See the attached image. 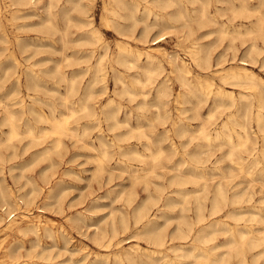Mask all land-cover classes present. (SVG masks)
Here are the masks:
<instances>
[{"label": "rangeland", "instance_id": "rangeland-1", "mask_svg": "<svg viewBox=\"0 0 264 264\" xmlns=\"http://www.w3.org/2000/svg\"><path fill=\"white\" fill-rule=\"evenodd\" d=\"M104 1L84 0L91 7L90 13L95 18L94 24L100 27L104 34V39L109 44L107 59L105 60L107 78L105 82L99 81L95 84L96 97L92 102L96 109L101 110L104 105L103 102H106L109 97L114 96L123 104V110H121L120 116L125 117L127 111L131 113L129 121L128 123L120 124L115 129H111L110 124H113V120L108 121L103 117L100 121H97L87 113H79L80 115L77 114L71 117L69 121L71 126L77 128L78 133L69 132L63 136V145L59 149H53L49 154H41L47 145H54L56 135L41 134L44 126L45 128L50 127L51 122L42 118L39 112L41 111L46 116L53 118L54 115H61L63 112L70 113L71 109L76 108L77 105V102H68L66 104L64 101V96L68 94V82L60 79L59 73L55 72V66L57 62L61 61L64 65L63 69L71 74V70L75 67L78 68L80 64H74L72 61L66 60L65 56L72 54L74 48H82L84 45L77 43L74 39L78 35L76 26L70 25L67 37L63 39L60 30L42 21V16H47L46 4L49 0H40L36 4H22L14 3V0H0V98H4L8 103V107L16 111L17 117L20 118L22 129H26L30 124H33L36 134L38 133L37 135H40L38 138H33V136H30L24 131L21 135L22 137L20 136L10 140L8 138L10 125L2 122L5 108L3 105H0V187H5L11 194L13 193L14 199H19L24 194L33 192L31 194L33 201L29 204L24 203L23 210L21 208L12 210L11 206L3 204L0 193V213L4 217L0 222V264H114L117 255L125 257L127 251L144 254L152 250V248L168 251L171 255H175V252L169 246L179 240L172 239L165 246H155L150 242L149 237L141 232L144 227V222H135L134 216H132L133 206L129 205L126 201V196L132 183L131 170L136 168L143 170V167H152L154 163H152L151 157H147L142 161L138 156L131 153H127V155L122 154L121 145L126 147L132 144L142 151H146L147 147L145 143L148 139L136 130L132 132L133 135H127L128 138L118 139L116 135L118 132H128L138 126V124L143 125L144 129L149 133V136H151L150 138L154 140L152 142V148H156L159 144L157 140L163 138L161 142L167 150L163 158L165 159L167 154L175 153L174 160L181 159L182 157L189 158L188 151L194 148L198 141L205 143L203 136L197 133L198 137L191 140L188 146H185L184 142L188 141L194 132L188 131L182 137L173 129L172 121L178 119L177 116L183 111V107L192 106V103L187 101V97L196 99L193 95H188L185 98L178 96L181 91L188 88L181 84L176 73L172 70L173 66L169 60L171 58L170 55L173 53H177L180 58L187 60L191 67L190 77L198 83L200 88L207 89V80H209L213 81L211 90H216L219 85H223L236 92V105L219 109L214 118L207 120V128L212 132L215 131L216 127L221 128L223 121L229 118V114L232 112L236 113L240 108L238 118L229 119L231 127L233 126L232 128L236 131H234V139L238 141L237 133L239 131L244 132L245 129L237 121L238 119L245 120V116L243 115L244 110H246L245 105L249 103L250 107H247L249 110L247 127L252 132V139L249 144L251 146L256 140L257 147L251 153L247 152L245 148L236 149L234 157L238 158L240 155L247 156V158L260 157L261 161L255 167L254 171L257 172L259 168L264 169V155L259 149L264 141L263 133L260 131L256 117L254 116V112L258 110V95L262 87L252 83H225L221 79V71L217 70V67L227 68L238 65L241 61L240 58L244 57L250 62V67L264 79V39L256 33L252 35H236L234 39V34L232 33H228L223 37H221L218 31H214L210 35L204 34L208 29L219 28L220 23L224 21H228V29L230 30L243 21L245 24L242 28L245 29L247 25L252 24L256 16H237L230 20L229 18L233 14L232 10L227 8L224 11L223 9L217 14V22L207 20L206 24L201 26L200 24L198 25L199 22L197 20L191 21V24L197 29L191 36L187 35L186 29L188 27L184 25V20L179 17H174L171 21H168V25L166 22L162 23L161 21V24H155L152 27L149 37L145 40L141 39L140 33L142 31L141 28L144 26L143 22L139 23V27L134 36L122 35L113 27L112 31H108L106 29L107 25L102 18ZM250 1L252 3L258 2L257 0ZM64 3H66V0H59L58 5L53 8V11L57 12L56 22L62 27L67 23L62 7ZM216 4L220 3L213 1L209 9L215 11ZM155 10L164 14L165 17L170 16L168 13L170 8L161 9V7L156 6ZM263 11L264 5L262 6ZM70 13L75 14L76 12L70 10ZM108 14L114 16L111 12H108ZM151 17L153 18V15ZM163 33L167 39L164 38L159 43L154 44L153 38ZM192 39L213 42V66L203 69L193 61L189 51L192 46ZM119 40L128 41L129 46L134 48L153 50L162 59L164 64L163 69L155 72L156 78L154 82H150L144 89H150L149 98L154 100L156 95L155 84L159 80L168 78L172 93L167 107L171 111V117L167 118L166 121L164 119L158 120L155 117L158 111L156 105L151 103L146 107H139L138 101L142 98L141 92H138L134 99H131L126 93L116 94L115 90L116 88L119 90L120 83L115 82V76L111 69V57L119 50ZM253 41H256L259 45V49L254 53V56H257L256 62H253L252 58L246 55L247 49ZM143 57L144 55H142ZM94 61L95 58L92 59L91 63ZM81 65L86 66L87 64L82 62ZM116 65L121 69H125L123 65ZM29 68L33 69V74H36L41 79L42 84L31 85L28 83L27 79L29 77L32 78L33 75L31 71L27 72ZM138 70L142 73L141 77H146L142 68H138ZM203 71L205 72L203 73ZM91 75L92 73L90 71H85V73L81 74L80 92L71 95L73 100L78 101L77 97L84 90V86ZM18 76L19 83L16 81ZM129 78H132V76ZM28 84L30 87H28ZM136 88L139 91L143 89L140 83L137 84ZM239 91L251 92L255 96L246 102L244 99H241ZM21 99L23 100L21 101ZM209 102L210 100L202 108L203 117H206V113L210 108ZM22 103L24 104L23 108L21 107ZM144 112L145 115L139 116L140 113ZM190 113L192 114L191 110L187 111L186 115H191ZM182 114L185 115V113ZM202 120L204 119L193 117L185 118V122L191 128H197ZM85 125H90L88 132L85 134L79 133L83 131ZM167 128H169L168 132L170 136L165 137V130ZM98 133L103 134L107 139L109 142L108 149L111 150V155L106 160V165L103 169H99V163L96 159V155L100 153L97 147L99 145ZM173 141L177 146L176 150L171 145ZM89 145L90 147H88ZM212 147V149L207 148L202 152L203 156H206V154L211 155V159L207 162V165L202 166L208 171L211 170V166L217 164L216 159L221 157L230 146L226 145L220 148L217 144ZM120 159L124 161L120 162ZM219 164L225 169L233 168V179L229 182L225 179V182L228 183L229 194H232L233 190L238 187L254 193L250 200L242 201L241 203H231L228 207H240L244 205L247 208L254 204H260L259 199L264 195L263 180L261 178H257L258 176L256 175L254 176L256 179L252 180L248 172L245 169H240V165L233 163L229 157H224ZM167 170L165 167H158L157 171L164 174L157 175L154 173V175L151 173L152 175L148 179L150 180L153 191L161 183L165 186L168 185L165 189L166 194L172 193L177 195L172 189L176 187V184L170 185V172ZM163 171H167V173ZM217 179L218 177L210 180V190L214 189V184ZM158 183L159 185H157ZM201 184H198V186H201ZM186 186L188 188L196 187L191 182L187 183ZM135 189L138 192V201H141L148 194V191L144 188L143 181L138 182ZM212 193L210 191L208 197L212 196ZM190 198L194 199V195L191 194ZM13 207H15V204ZM178 207L174 210L173 214L179 212ZM154 211H158L157 207ZM189 213L194 215L193 210H190ZM247 215H250V213H247ZM217 216L228 220L231 224H235L236 222L235 219L226 216L225 213ZM5 217L16 220L21 224H26L29 218H33L34 221L39 223L38 230L20 231L15 225L7 226L8 221ZM111 221L112 223L113 221L114 223L116 222L115 225L119 229L117 230L118 232L114 233ZM161 221H164L163 218ZM248 222L254 223V227L263 225L257 221L249 220ZM174 223L175 221L167 229L172 230ZM48 225L51 227L52 233L45 229ZM225 239L226 235L220 234L215 242H222ZM213 243H199L197 250L205 249L208 252L220 251V247L212 248ZM134 245L137 246L133 247ZM158 250L156 252H159ZM248 256L251 260V252H248ZM236 262L237 257H232L228 264H236Z\"/></svg>", "mask_w": 264, "mask_h": 264}, {"label": "bare ground", "instance_id": "bare-ground-1", "mask_svg": "<svg viewBox=\"0 0 264 264\" xmlns=\"http://www.w3.org/2000/svg\"><path fill=\"white\" fill-rule=\"evenodd\" d=\"M39 1L40 0H14V3L36 4V2ZM213 1H217L220 3L216 4L215 11L209 9L210 4ZM257 1L258 2L252 3L250 0H105L102 18L104 23L107 25L106 29L108 31H112L113 27L120 34L126 36H134L137 28L139 27V23L143 22L144 26L143 28H141L142 31L140 33L142 37L141 39L146 40L149 37L152 27L155 24L166 22V24L168 25V21H171L174 17H179L180 19L182 18L184 20V25L188 27L186 29L187 35L191 36L197 30L191 24V21L197 20L199 22L198 25L200 24L201 26L206 24L207 20L217 22V14H219L223 9L225 11V9L229 8L233 12L231 18H229L230 20L236 18L237 16L251 17L255 15L256 18L253 19L252 24L247 25L245 29L242 28V26L245 24L243 21L236 25L232 30L228 29V21H224L220 23L219 28L208 29L204 33L205 35H210L214 31H218L221 37L227 35L228 33H232L234 34V39L236 35H252L256 33L264 39V11L262 12L264 0ZM58 3L59 0H49V2L46 4L47 16H42V21L44 23H49L51 24V27L60 30L62 32L63 39H66L67 37L69 26H76L78 35L74 39L77 41V43L84 46L82 48H74V52L72 54H67L65 56L66 60L72 61L74 64H80L78 68L75 67L71 70V74L63 69V62H57L55 66V72L59 73L60 79L66 80L68 82V94L64 96V101L66 102V104L68 102H77V105L76 108H70V113L63 112L61 115H54L53 118H50V116H46L41 111L39 112L42 118L51 122L50 127L45 128L44 126V130L41 131V134L56 135L54 145H47V147L42 150L41 154H49L53 149H59L63 145V136L68 134L69 132L75 134L78 133L77 128L71 126L69 121L71 117L77 114L80 115L79 113H87L97 121H100L103 117L108 121L113 120V124H110L111 129H115L122 123H128L129 116L131 114L127 111L125 117L120 116V112L121 110H123V104L114 96L109 97L106 102H103L104 105L101 110H98L94 107L92 101L96 97L95 84L99 81L105 82L107 78L105 60L107 59L109 44L104 39V34L100 27L94 24L95 18L93 14L90 13L91 7L89 3L84 2V0H66V3L62 5L67 20V23L64 27L56 22L57 12L53 11V8L56 7ZM156 6L161 7V9L170 8V10L168 11L170 16L165 17L164 14L155 10ZM70 10H73L76 13L71 14L72 12L70 13ZM108 12L113 13L114 16H110ZM151 15H153L154 19L151 17ZM164 33L155 36L153 38V43L157 44L162 39L166 38ZM192 41V46L190 47L189 51L193 61L203 69H207L213 66V42H203L199 39H192ZM19 42H21V40H19ZM118 46V52L111 57V69L113 70L115 76V82L120 83L119 90L117 88L115 90L116 94L126 93L131 99H134L136 98L137 93L141 92L142 98L140 99V101H138L140 105L139 107L143 108L151 103L153 105H156L158 107V111L155 117L158 120L164 119L166 121L167 118L171 117V111L167 107L170 100V95L172 93L168 78L159 80L155 84L156 95L154 100L149 98L151 92L150 89H144L150 82H154L156 78L155 72L161 71L164 67L159 54H156L153 50L150 49L144 50L142 48H134L132 46H129L128 41L123 40L118 42ZM258 49L259 45L256 41L251 42L250 46L247 49L246 55L250 56L253 62L257 61V56L255 57L254 53ZM142 55H144L143 58ZM170 57L171 58L169 61L172 63L173 72L176 73V76L180 80L181 84L188 88L184 91H181L178 96H183L185 98L188 95H193L196 97V99L187 97V101L191 102L192 106L183 107V111H181L180 115L177 116L178 119H174L172 121L173 129L182 137L188 131L194 132L192 136H190V139L184 142L185 146H188L191 140L198 137L197 133L203 136V138L205 139V143L198 141L195 144V147L188 151L190 155L189 158L182 157L181 159L174 160L175 153L167 154L165 159L163 158L165 152L167 151L166 147L161 142V140L163 141V138H159L157 140L159 141L158 146L156 148H152V142L154 140L153 138H150L151 136H149V133L144 129L143 125L138 124V126L134 127L128 132H118L116 133V135L118 139H124L128 138L127 135L129 134L133 135L132 132H134V130L139 131L141 135L147 137L148 139L145 143L147 150L142 151L132 144L126 147L121 145V153L124 155H127V153H131L138 156L140 159H142V161L147 157H151L150 159L152 163H154L152 167H143V170L140 168L131 170L132 183L130 184L129 192L126 196V201L129 205L133 206L132 216H134L135 222H144V227L141 232L147 235L150 242L155 246H165L167 245V242L172 239H178L179 241L169 246V248L175 252L174 256L171 255L168 251H163L161 249L158 250L156 248H152V250L144 253L146 257L142 253L136 254L132 251H127L125 257L117 255L114 264H228L232 257H237L236 264H264V195L259 199L260 204H254L253 206L247 208L244 205L240 207H228L231 203H241L242 201L250 200L253 197L254 193L247 191L244 188L238 187L233 190L232 194H229L230 192L228 193L227 186L228 183L225 182V179H227L228 182L233 179V168L231 167L229 169H225L219 164V162L222 161L224 157H229L233 163L240 165V169H245L246 172H248V174L251 176L252 180L256 179L254 177L256 175L258 176L257 178H261L263 180L264 186V169L259 168L257 172L254 171L255 167L259 165L261 161L260 157L255 156L247 158V156L242 155H240V157L238 158L234 157L236 149L245 148L247 152L251 153L257 147L256 140L251 146L249 144L252 139V132H250L249 128L247 127V118L249 116V110L247 109V107H250V105L249 103H246L245 105L246 110H244L243 114L245 116V120L238 119L237 121L239 125H242V127L245 129L244 132L239 131L237 133L238 141L234 139L235 129L232 128L233 126L231 127V122H229V119L238 118L240 108L236 113L232 112L229 114V118L223 121L221 128L216 127L215 131L212 132L207 128V120L214 118L219 109L237 104V95L235 90L226 88L223 85H219L216 90H211L213 81L209 80H207V89L200 88L198 86V83L190 77L191 67L187 60L184 58H180L177 53L171 54ZM93 58H95V61L91 63ZM240 59L241 61L238 65L230 66L227 68L217 67V70L221 71V79L225 83H252L258 84L260 85V87H262V90L258 95V110L254 112V116L256 117L260 131L263 133L264 139V79L250 67V62L246 58L242 57ZM82 62H85L87 65L82 66ZM116 64L123 65L125 69L119 68V66H117ZM138 68L143 69L146 77H141L142 73L138 70ZM29 71H31L32 74L34 73L32 68H29L27 72ZM85 71H90L92 75L84 86V90L80 93V95H78V101L73 100L71 98V95L80 92V76L82 73H85ZM204 72L205 71H203V73ZM131 76L132 78H129ZM27 80L31 85H39L41 83V79L36 74H33L32 78L29 77ZM16 81L19 83V76ZM138 83H140L141 88H143L140 89L141 91L136 88ZM29 84L28 87H30ZM239 95L241 99H244L246 102L250 101L252 97L255 96L254 93L245 91H239ZM22 100L23 99H21V101ZM151 100L154 102H152ZM209 100L210 108L206 113V117H203L202 108L204 104ZM0 105H3V107L5 108L2 122L8 123L10 125V129L8 132V138L10 140L20 137L24 133V131H26L30 136H33V138L40 137V135H37L38 133L36 134V130L33 124H30L26 129H22L20 118L17 117L16 111L8 107V103L4 98H0ZM21 107H24L23 103L21 104ZM189 110L192 111V114L190 113L191 115H186L187 111ZM182 113H185V115H183ZM143 115H145V112L139 114V116ZM187 117L203 118L204 120L199 123L197 128H191L185 122V118ZM89 127L90 125H85L83 131H80L79 133H87ZM168 131L169 128L165 130V137L170 136ZM98 139L99 145L97 147L99 148L100 153H97L98 155H96V159L99 163V169H103L105 168L106 160L109 159L111 155V150L108 149L109 142L103 136V134L98 133ZM217 144L220 148L226 145H229L230 147L224 154H222L221 157L216 159L217 164L215 166H211V170L208 171L202 166L207 165V162L211 159V155L206 154V156H203L202 152L207 148L212 149V146ZM171 145L173 149L176 150L177 146L174 141L171 142ZM92 146L94 147V145ZM88 147H90V145ZM259 149L264 155V141ZM123 161V159H120V162ZM158 167H165L168 169L167 171L170 172V185L176 184V187L172 189L177 195L172 193L166 194L165 189L166 187H168V185L165 186L161 183L160 185L158 183V188L153 191L148 177L152 175L151 173L163 175L164 173L157 171ZM167 171L163 172L167 173ZM216 177H218V179L215 181L214 189L210 190L209 182L211 179H214ZM140 181L144 182V188L148 191V194L141 201H138V192L135 189V186ZM190 182L194 183L196 187L188 188L186 184ZM200 183H202L201 186H198V184ZM210 191H212L213 193L212 196L208 197V193ZM0 193L2 196L3 204L11 206L12 210L15 208H21L23 210L24 203L29 204L33 201V196H31L33 192L30 194L28 193L29 195L24 194L23 197H19V199H14L13 193L11 194L8 189L1 186ZM191 194L194 195V199L190 198ZM14 204L15 207H13ZM177 206H179V212L177 214H173ZM156 207L158 211H154ZM190 210L194 211V215H191L189 213ZM221 213H225L226 216L235 219V224H231L228 220L217 216ZM247 213H250V215H247ZM162 218L164 221H161ZM3 219V214L0 213V222ZM5 219L8 221L7 226L15 225L20 231H36L39 227V223L37 221H34L33 218H29L26 224H21L16 220L7 219L6 217ZM249 220L255 222L257 221L259 223H262L263 225L260 227H254V223L248 222ZM124 221L126 222L125 219ZM174 221L175 223L173 229L168 230L167 228H169ZM115 223L114 221L112 223L114 233L118 232L117 230H119L117 229ZM45 229L52 233V229L49 225L46 226ZM220 234H225L226 239L222 242H215ZM211 242H214L212 248L220 247L222 250L220 249V251L214 252H208L207 250L205 251V249L200 251L197 250L199 243L207 244ZM136 246L137 245H134L133 247ZM157 250L159 252H156ZM248 252H251V260L248 256ZM190 258L192 259L190 260Z\"/></svg>", "mask_w": 264, "mask_h": 264}]
</instances>
